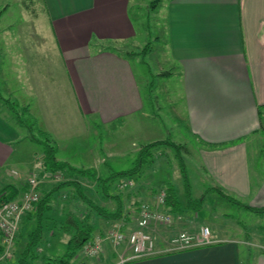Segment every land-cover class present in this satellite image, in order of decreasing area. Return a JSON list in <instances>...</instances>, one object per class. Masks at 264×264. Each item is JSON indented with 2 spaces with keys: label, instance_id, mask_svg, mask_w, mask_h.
I'll return each instance as SVG.
<instances>
[{
  "label": "crops",
  "instance_id": "0c3cea01",
  "mask_svg": "<svg viewBox=\"0 0 264 264\" xmlns=\"http://www.w3.org/2000/svg\"><path fill=\"white\" fill-rule=\"evenodd\" d=\"M39 1L66 69L76 115L81 120L92 116L103 126L141 112L143 100L130 63L102 48L105 43L117 47L135 39L129 0ZM164 20L165 56L161 58L171 69L161 72L180 82L179 121L205 147L200 167L209 175V187H221L228 195L242 198L254 188L249 205L264 207V169L253 185L246 149L247 138L259 128L257 107L264 104V0H168ZM3 54L0 48V76ZM2 85L7 96L3 97L26 107L32 117L30 103L13 94L7 79ZM7 108L0 103V189L7 183L20 186L25 181L14 179L12 173L17 171L12 163L14 143L26 135ZM217 144L223 145L210 146ZM173 217V227L152 229L153 254L129 258L132 250L126 243L109 250L107 245L112 244L105 240L98 258L77 253L73 259L80 258L77 264H244L238 241L221 238L214 229H210V244L171 248L174 234L198 231L187 224L189 219ZM123 228L127 231L129 227ZM241 242L248 244L244 239ZM251 245L259 250L248 253L247 263L264 264V242ZM11 257L0 264L10 263Z\"/></svg>",
  "mask_w": 264,
  "mask_h": 264
},
{
  "label": "rangeland",
  "instance_id": "374dc122",
  "mask_svg": "<svg viewBox=\"0 0 264 264\" xmlns=\"http://www.w3.org/2000/svg\"><path fill=\"white\" fill-rule=\"evenodd\" d=\"M24 1L32 7L24 8ZM30 1L0 0V48L5 57L0 85L7 79V84L15 90L13 94L30 103L35 123L33 133L38 137L40 129L50 134L52 143L58 149V159L75 167H94L102 175L131 168L139 150L148 143L169 140L187 146L186 150L181 149L180 154L176 148L167 144L152 146L149 158L154 159V164L144 162L141 172L134 173L130 179L122 178L119 188L117 184L114 190V193L119 192L124 206L123 217L118 220H123L131 228L138 215V205H156L158 193L155 194L153 189L161 190L164 185L173 183L178 189L179 202L188 211L184 213V217L189 219L187 224L196 227L198 231L202 225H206L209 229H214L221 238L236 239L241 259L244 264H248L245 257L259 250L251 243L264 242V212L249 210L209 188V175L200 167L201 151L205 147L179 121L181 98L177 93L180 82L176 77L167 78L161 74L162 70L171 69L168 61L161 58L165 56L164 17L168 0H157L153 5V0H129V15L136 36L132 41L119 44L116 50L130 63L144 106L141 112L103 126L93 121L92 116L83 117L81 120L76 115L74 95L48 17L44 14L39 0ZM146 43L149 46L144 52H140ZM108 44L110 43L104 45ZM1 92L2 96L7 97L3 85ZM19 115L26 118L21 113ZM19 131L26 135V139L14 143L12 168L17 171L13 175L14 179L21 177L22 181H26L36 175L39 180V194L43 195L53 183L63 177L38 176L43 148L41 144L27 137L29 130L25 125ZM247 140L250 175L255 185L264 169V131L251 134ZM181 167L188 178L192 197L203 199V203L195 205L193 209L192 201H188L186 196ZM124 182L131 184L123 186ZM68 190L73 189L65 187L61 190L65 199V191ZM253 191L254 188L248 197L242 198L235 194L230 196L241 203L249 204L254 199ZM105 205L111 210L115 208V203L111 200ZM56 207H59V203ZM169 215L171 221L168 224L151 226V234L156 227H173L174 217L170 212ZM99 221L102 222L98 226L104 236L117 220L106 222L108 225L105 226H102L105 221ZM47 238L49 239L39 249L41 254L55 256L64 252V236ZM241 239L248 244L244 245ZM112 246L113 244H108L107 249L113 250ZM97 256L94 257L98 258ZM79 259H73L72 264L80 262ZM49 262L48 264H58L54 260ZM41 264H46L45 260Z\"/></svg>",
  "mask_w": 264,
  "mask_h": 264
},
{
  "label": "trees",
  "instance_id": "16d2710c",
  "mask_svg": "<svg viewBox=\"0 0 264 264\" xmlns=\"http://www.w3.org/2000/svg\"><path fill=\"white\" fill-rule=\"evenodd\" d=\"M157 0L152 1V5ZM25 2V1H24ZM24 4V8L30 9L29 4ZM32 2V0L30 1ZM32 13L35 15V10L32 8ZM149 43H146L140 52H144ZM103 49L111 50L116 54L123 56L111 44L102 45ZM164 74V73H161ZM0 103H4L11 110L14 119L25 125L29 130L27 136L31 141L41 144L43 148L42 159L40 161V170L38 176L57 177L62 176L63 179L51 185V188L40 195L38 200L32 204V208L26 211L19 221L18 230L15 235L13 247L11 249L12 259L8 264H41L44 260L48 264L49 260H54L58 264H72L73 258L80 251L81 247L92 239L97 233H101L99 229V220L105 222H112L123 217V201L119 192H115V186L122 180V178H131L136 172H141L144 162L154 164V159L149 158L150 148L155 145L167 144L176 148L180 154L181 149L186 147L180 143H174L169 140H159L153 143L144 145L135 159V164L128 169L119 171H112L108 174L102 175L100 171L94 167H75L67 161L57 158V147L52 143L51 136L48 132L38 130V137L33 133L35 123L32 117L28 114L26 107L20 108L16 103L2 96L0 87ZM25 115L26 118H21L19 114ZM257 114L259 119V128L253 131L252 134L259 131H264V104L258 105ZM223 144L210 145L212 147H221ZM182 165V162H181ZM183 170L184 168L181 167ZM184 185L186 188V196L188 201H192L193 205H201L203 199L193 198L190 191V184L188 178L183 170ZM112 185L113 183H115ZM87 183V185H86ZM90 186V187H89ZM65 187L73 190L65 191ZM117 188V190H119ZM225 198L236 202L249 210L256 212H264V207H255L249 204L241 203L235 200L234 197L224 192L221 187H209ZM27 189L26 183L17 186L13 183H7L0 189V203L10 200L18 199V197ZM165 191V198L163 209L173 215H181L188 212L184 209L177 198L178 189L173 183H169L163 187ZM158 189H153V192L158 193ZM39 192V191H38ZM109 200L115 203V208L111 210L105 203ZM59 203V207L56 204ZM140 205H138L139 207ZM50 219V221H49ZM129 219V218H128ZM123 230H125L123 228ZM96 233V234H95ZM65 237V250L60 255L46 256L39 252L42 243L47 241L50 237L55 236ZM1 238V235H0ZM3 245L0 244V252ZM52 262V261H50ZM49 262V263H50ZM53 263V262H52Z\"/></svg>",
  "mask_w": 264,
  "mask_h": 264
},
{
  "label": "built area",
  "instance_id": "2783aa9c",
  "mask_svg": "<svg viewBox=\"0 0 264 264\" xmlns=\"http://www.w3.org/2000/svg\"><path fill=\"white\" fill-rule=\"evenodd\" d=\"M16 172L13 171L12 174ZM128 181V180H127ZM131 184L124 182V185ZM38 178L36 175L27 179V189L19 196L18 199L5 201L0 203V235L3 249L0 253V263L2 259L11 256L16 232L18 230L21 216L32 208V204L38 200ZM165 191L161 189L157 194V203L154 206L143 203L138 207L137 217L134 227L123 230L124 221L118 220L104 236L96 234L92 239L84 243L80 249V254L85 257L97 256L101 250L105 240L113 244V246L126 243L132 250L129 258L150 255L154 253V239L151 234V226L159 224H168L171 216L163 208ZM211 231L208 226L202 225L198 233L187 231L178 232L170 239L171 248L187 249L196 246H204L213 242ZM78 252V253H79ZM124 260V259H123Z\"/></svg>",
  "mask_w": 264,
  "mask_h": 264
}]
</instances>
